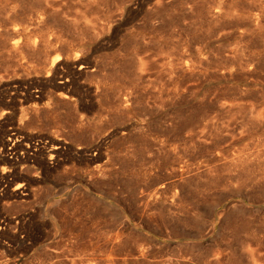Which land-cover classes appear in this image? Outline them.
Listing matches in <instances>:
<instances>
[{
  "label": "rangeland",
  "instance_id": "1",
  "mask_svg": "<svg viewBox=\"0 0 264 264\" xmlns=\"http://www.w3.org/2000/svg\"><path fill=\"white\" fill-rule=\"evenodd\" d=\"M0 264H264V0H0Z\"/></svg>",
  "mask_w": 264,
  "mask_h": 264
},
{
  "label": "bare ground",
  "instance_id": "2",
  "mask_svg": "<svg viewBox=\"0 0 264 264\" xmlns=\"http://www.w3.org/2000/svg\"><path fill=\"white\" fill-rule=\"evenodd\" d=\"M63 85V84H62ZM15 135V134H14ZM20 135V134H19ZM17 138V137H16ZM15 140V139H14ZM14 140H13V142H14ZM12 147V146H11ZM41 149V148H40ZM61 149V147L59 146V145H56V146H54L53 147V149H52V155H53V157H54V154H57L58 153V151ZM37 150V149H36ZM44 150V149H43ZM42 150V151H43ZM98 150V149H97ZM46 153V152H45ZM14 154V153H13ZM51 154V153H50ZM50 157V156H49ZM52 157V156H51ZM4 181V180H3ZM26 185V184H25ZM26 187V186H25ZM22 190V189H21ZM27 192H28V190H27ZM25 197H28V194L26 193V191H24L23 193H22ZM22 195V196H23Z\"/></svg>",
  "mask_w": 264,
  "mask_h": 264
}]
</instances>
